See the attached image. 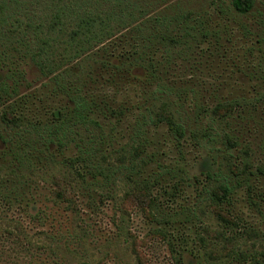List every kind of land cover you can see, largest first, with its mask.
Segmentation results:
<instances>
[{"label":"rangeland","instance_id":"obj_1","mask_svg":"<svg viewBox=\"0 0 264 264\" xmlns=\"http://www.w3.org/2000/svg\"><path fill=\"white\" fill-rule=\"evenodd\" d=\"M132 1L55 73L1 39L0 264H264V0Z\"/></svg>","mask_w":264,"mask_h":264},{"label":"trees","instance_id":"obj_2","mask_svg":"<svg viewBox=\"0 0 264 264\" xmlns=\"http://www.w3.org/2000/svg\"><path fill=\"white\" fill-rule=\"evenodd\" d=\"M253 4V0H232L234 9L240 13L248 12ZM46 9L50 11L47 15ZM144 15L141 4L132 0H0V41L18 39L24 50H30L32 61L44 74L55 73L60 71L61 63L85 55L116 28L129 26ZM56 54L60 58H56L57 62L53 61ZM15 72L7 77H13ZM7 84L6 79L1 80L0 88L5 92L10 89ZM88 106L87 101L77 98L75 116L82 115ZM224 106L223 112H227ZM180 134H184L183 128ZM231 191L228 184H220L212 193L221 201ZM135 197L141 202L149 200L142 192Z\"/></svg>","mask_w":264,"mask_h":264}]
</instances>
